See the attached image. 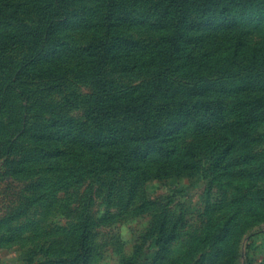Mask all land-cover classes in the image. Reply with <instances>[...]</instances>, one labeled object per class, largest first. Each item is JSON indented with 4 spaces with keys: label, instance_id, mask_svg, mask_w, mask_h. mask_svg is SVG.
I'll use <instances>...</instances> for the list:
<instances>
[{
    "label": "rangeland",
    "instance_id": "obj_1",
    "mask_svg": "<svg viewBox=\"0 0 264 264\" xmlns=\"http://www.w3.org/2000/svg\"><path fill=\"white\" fill-rule=\"evenodd\" d=\"M186 1L180 65L212 78L180 90L194 124L105 172L73 129L104 88L141 93L176 0H0V87L23 93L0 109V264H264V108L235 128L264 100V0Z\"/></svg>",
    "mask_w": 264,
    "mask_h": 264
},
{
    "label": "trees",
    "instance_id": "obj_2",
    "mask_svg": "<svg viewBox=\"0 0 264 264\" xmlns=\"http://www.w3.org/2000/svg\"><path fill=\"white\" fill-rule=\"evenodd\" d=\"M168 13L167 32L156 46L157 50L149 63L154 74L143 81L144 87L141 93L130 96L127 88L107 90L104 88L102 91L103 86L102 92L89 103L90 107L86 109L85 124L82 125L84 130L79 131L78 127L73 129L86 142L85 147L88 154L85 156L93 158L94 163L91 169H104L105 172L110 169L115 172L138 169L137 172H140L139 166L148 162L152 151L158 149L161 152H166V155L169 156L176 154L178 151L176 147L170 151L169 148H166L167 144L163 146L161 142L170 143L179 135L184 134L195 121L197 103L187 99L192 95H185L180 90L212 79H203L202 75L203 71L210 70L211 67L201 69L200 66H197V63H200L202 59H197L194 53H191L187 57V61L180 65L183 45L188 41L186 33H188V20L192 16V9L186 0H176ZM108 50L109 48H106L104 52L107 53ZM28 59L29 57L26 60ZM2 60L4 58L0 55V63ZM100 61L101 63L98 62V71L91 79L92 81L102 75L103 65L122 67L108 59L107 55ZM59 86L65 87V82L58 81L50 85V87ZM22 94L17 92L13 85L3 84L0 87V109L4 103L20 98ZM260 108H264L262 99L252 103V109L246 113L245 118L236 121L235 128L238 130L244 123L253 122L254 119L250 115ZM28 123L30 124L31 121ZM2 124L10 131L16 125L18 126L14 120H11L8 125H5V122ZM27 124L22 126L26 127ZM34 125L44 130H50L55 126L42 119H39ZM253 125L247 131L254 128ZM156 145H160V147H155ZM102 158L103 161L100 163Z\"/></svg>",
    "mask_w": 264,
    "mask_h": 264
}]
</instances>
